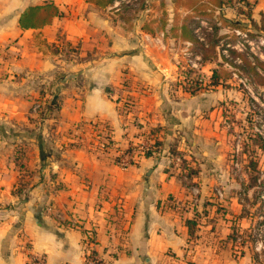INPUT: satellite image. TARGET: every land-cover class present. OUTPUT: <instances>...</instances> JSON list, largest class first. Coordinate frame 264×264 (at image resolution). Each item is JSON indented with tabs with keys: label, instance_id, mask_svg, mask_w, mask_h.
Returning a JSON list of instances; mask_svg holds the SVG:
<instances>
[{
	"label": "crops",
	"instance_id": "0c3cea01",
	"mask_svg": "<svg viewBox=\"0 0 264 264\" xmlns=\"http://www.w3.org/2000/svg\"><path fill=\"white\" fill-rule=\"evenodd\" d=\"M48 1L61 15L21 29L20 14ZM250 1L263 30L264 0ZM174 3L154 0L150 20L136 13L127 28L111 3L0 0V264H25L32 254L46 264H84L88 235L104 264H255L235 239L252 186L224 178L218 166L228 144L222 87L193 96L169 88V45L184 42L166 33L175 10L186 14ZM221 14L252 30L231 9ZM66 45L78 47L71 61L61 55ZM124 99L127 114L118 109ZM54 102L53 117L33 109ZM104 126L122 147L155 129L160 155L120 169L114 151L95 146ZM172 144L197 170L189 179L168 156ZM19 180L26 195L14 193Z\"/></svg>",
	"mask_w": 264,
	"mask_h": 264
},
{
	"label": "trees",
	"instance_id": "16d2710c",
	"mask_svg": "<svg viewBox=\"0 0 264 264\" xmlns=\"http://www.w3.org/2000/svg\"><path fill=\"white\" fill-rule=\"evenodd\" d=\"M88 3H92L97 7H107L111 0H86ZM175 8H182L186 14L181 19L176 10L172 16V24L167 29L166 37L176 39L182 42L190 43V50L194 54H198L201 57V63L207 65L215 63L216 67L211 69L207 84H204V79L200 77V73L194 70L184 71L189 73V76H185L187 84L183 88V92L189 95H197L204 91H211L214 88L220 86L223 88L229 87L227 81L231 80L232 71H237L240 75L244 74L245 77L255 80L259 85H264V61L258 58L239 53L232 48H227V44H233L235 42V36L231 33L220 34L219 30L226 27L229 32L233 29L245 30L247 29L244 24L239 21L229 22L224 19L221 14V10L226 7L231 9L235 16L242 18L250 23L252 30L250 29V35H257L258 32H263V27H257L252 19V7L253 4L250 0H175ZM135 13H130L125 8H120V20L123 22L124 27H130V21ZM61 15L58 6L53 1L45 2L41 5H34L27 7L19 16L18 24L21 29H38L45 25H48L52 20ZM181 24L179 25V21ZM200 22H205L207 27L200 26ZM146 25H143L147 33H150V29ZM210 28V30L208 29ZM199 30L197 35L194 30ZM231 35V36H230ZM202 39V40H201ZM223 42V43H222ZM52 49V48H51ZM227 51L228 58L223 54V50ZM54 54L60 52L56 49L51 50ZM78 54L77 46L66 45L64 51H62L63 60L68 61L75 59ZM238 59L240 64L234 63V60ZM231 69V70H230ZM41 94V93H40ZM59 103H46L43 106L38 107L37 113L40 118L53 117L54 113L58 110ZM48 113V114H47ZM47 114V116H46ZM155 129H151L149 135H154ZM153 151L156 153L161 152V144L154 136ZM255 145L259 149L264 150V143L259 140L254 141ZM108 144L113 145L114 142L109 138ZM170 155L179 156V152L176 151L175 145L172 144L169 148ZM151 151L145 153L144 157H149ZM252 158V157H251ZM256 162L250 164V170H255ZM180 167L185 171L186 177L189 179L192 175L197 173V170L188 165V162L181 157ZM28 189L27 183L19 180L17 187L14 190L16 195H26ZM188 233L191 236L193 233V226L191 221L187 222Z\"/></svg>",
	"mask_w": 264,
	"mask_h": 264
},
{
	"label": "rangeland",
	"instance_id": "374dc122",
	"mask_svg": "<svg viewBox=\"0 0 264 264\" xmlns=\"http://www.w3.org/2000/svg\"><path fill=\"white\" fill-rule=\"evenodd\" d=\"M121 7L130 13L141 14L142 22L146 19L150 20V15L153 14L142 13L143 3L137 9L125 5ZM169 48L174 52V56L170 59L173 74L169 88L171 91H183L187 84L184 78L189 76V71H184L189 69L182 55L186 46L175 42L170 44ZM213 67L214 65L210 63L197 71L204 79V84H207L206 77L210 75ZM227 82L229 87H222L221 95L218 94L221 97L218 100V109L222 110V116L227 122L228 140L227 149L222 153L225 155L218 166L226 171L224 178L228 176L229 179L246 182L250 187L252 186L251 189L244 190L243 213L247 220L244 222V231L236 233L239 237L237 243H239L238 247L248 248L255 264H264V150L257 148L254 143L258 138L264 143V85H259L255 80L245 77L244 74L240 75L237 71H232L231 80ZM224 90L227 92L224 93ZM40 106L43 105L34 104L33 109ZM252 162H256L255 170H250Z\"/></svg>",
	"mask_w": 264,
	"mask_h": 264
},
{
	"label": "built area",
	"instance_id": "2783aa9c",
	"mask_svg": "<svg viewBox=\"0 0 264 264\" xmlns=\"http://www.w3.org/2000/svg\"><path fill=\"white\" fill-rule=\"evenodd\" d=\"M151 1L154 0H111L110 8L119 10L122 5L130 7L132 9H137L141 3H143V7L141 8L142 13L148 14L151 13ZM200 26L207 27L205 22H200ZM210 30V28H208ZM194 32L199 35V30L195 29ZM237 40L233 44H227V48H232L239 53H245L251 56L262 59L264 61V36L263 35H250V29L240 30L233 29L230 31ZM149 35H145L144 39L147 41ZM158 37H165L164 32H159ZM202 40V39H201ZM186 48L182 51L183 57H185V65L190 70L198 71L202 66H205L201 63V57L198 54H194L190 50V43L184 42ZM222 54L228 58L227 51L224 49ZM234 63L240 64L238 59L234 60ZM234 75V74H233ZM209 83V82H207ZM38 107H35L37 109ZM132 108V103L124 99L122 102H118L119 112L122 114H127L130 112ZM149 135V134H148ZM146 134L137 138L136 140L129 141L125 144L124 147L116 146L115 144H108V139L110 138L109 129L105 126L102 128L98 134H96V143L95 146L103 151L112 150L114 151V159L113 162L120 169L126 170L127 168L137 165L141 158H144L145 153L151 151V155L153 157H157L160 154L153 151L152 144L154 143L153 138ZM172 158L173 162L177 165H181V157L169 155ZM90 235H88L84 239V264H104L99 255L92 250V241ZM236 242L239 241V237H235ZM239 244V243H237ZM25 264H46V257L42 254H32L28 257Z\"/></svg>",
	"mask_w": 264,
	"mask_h": 264
}]
</instances>
